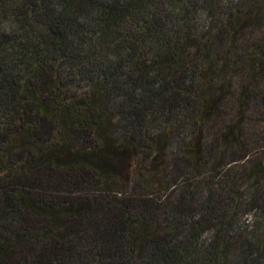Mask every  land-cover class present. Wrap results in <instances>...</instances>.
<instances>
[{"label":"trees","instance_id":"trees-1","mask_svg":"<svg viewBox=\"0 0 264 264\" xmlns=\"http://www.w3.org/2000/svg\"><path fill=\"white\" fill-rule=\"evenodd\" d=\"M0 264H264V0H0Z\"/></svg>","mask_w":264,"mask_h":264}]
</instances>
